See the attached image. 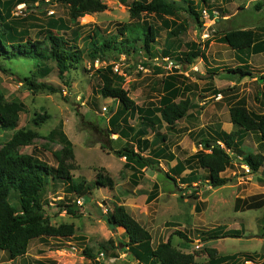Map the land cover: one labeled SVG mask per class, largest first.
Instances as JSON below:
<instances>
[{"label":"rangeland","instance_id":"1","mask_svg":"<svg viewBox=\"0 0 264 264\" xmlns=\"http://www.w3.org/2000/svg\"><path fill=\"white\" fill-rule=\"evenodd\" d=\"M102 1L108 7L107 10L85 15L77 22L71 21L69 7L61 0H46L44 4L33 5L27 2L19 4L16 0L13 7L12 15L16 17V26L24 32L27 31L21 38L22 42L29 40L45 43L46 32L51 23L54 24V33L65 35L71 45L76 39L75 45L84 51L81 62L71 66L65 81L59 79L57 67L52 62H43L37 66L28 60H8L0 57V90L4 93L6 101L22 102L26 107V112L20 114V125L17 130H32L38 134L34 143L22 148L21 152L33 154L43 163L56 168L58 162L53 154L60 151L64 145L59 139L53 140L48 136L62 123L63 132L73 144L75 160L70 162L75 165L72 171L75 179L80 181L86 179L88 185L94 184L97 171L103 168L114 179L115 187L95 188L85 196H78L83 201L80 207L76 202L79 198L68 190L69 182L65 185L48 186L45 199L50 202V206L46 207L47 215L53 225L59 226L63 223L74 225V235L36 239L30 244L26 256L15 261H7L6 255L0 251V264H143L131 256L130 251L112 247L109 243L113 240L118 245L120 240L128 241L125 234H118L112 230L101 216V212L106 214L114 205L125 206L127 211L151 233L153 247L171 240L179 251L186 254L197 253L195 261L198 264H209V257L204 252L207 247L216 249L219 256H236L235 261L229 260L223 264L260 263L264 260V206L258 210L249 206L253 203H264V167L258 174L247 173L242 168V156L218 142L234 157L232 165L221 174L223 177L231 178L232 182L218 188L209 186L208 181L188 180V183L181 180L187 179L184 177L186 174L195 171L198 177H205L206 172L196 165H191L187 168L190 170L177 177L172 174V169L191 155L204 150L202 139L211 138L221 130L224 131L222 125L228 118L230 119V108L238 104L233 105L235 100L231 102L230 107L219 110L215 103L216 98L221 96L216 95V98H213L211 92L223 91L224 94H232L235 87H231L230 83L215 80L214 70L210 71L208 67L209 62L205 66V61L198 59L196 66L190 67L177 63L175 55L189 50L187 44L196 43L206 56L210 50V42L221 43L219 38L225 32L246 26L250 28L264 26V8L257 11L252 6L256 2L264 3V0H257L248 7L246 3L241 5L240 13L243 15L237 13V5L230 6L232 10L228 9V13L231 15H228L219 9L226 8L222 0H208V5H211L212 9H207L208 17L206 15L203 18L202 15V26H199L187 12H180L175 21L184 25L186 32L176 39L178 40L176 46L179 49L176 54L171 55L167 54L170 44L167 40V31L162 28L163 19L154 15L147 17L144 15L142 22L154 24L158 29L157 41L152 46L154 50L152 56L139 49L138 54L120 55L118 60L107 57L93 61L88 57L93 49L90 37L100 41L118 36L119 27L131 23L129 10L135 0ZM197 1L200 2L195 0ZM203 7L205 5L201 1L200 8ZM232 15L233 20H225ZM242 19L245 21L238 22ZM122 38H125V35H122ZM141 45L142 43L138 44L140 48ZM217 45L214 43L213 47L217 49ZM205 59L209 60L207 57ZM226 63L235 67L231 61ZM46 66L51 68L52 72L47 76L41 75L38 82L52 84L60 88V91L55 94L50 92L34 94L21 83L20 78L32 74L39 76V71ZM106 68L112 69L123 79L122 88L129 91V96L139 107L149 106L151 103L158 107L163 95V81L173 74L180 75L178 82L182 88L187 89L178 101L189 98L193 104L188 114L175 128L169 129L164 123L161 125L159 135L165 136L166 141L153 145L154 148L148 149L144 156L152 157L154 150L160 148L165 153L160 157L156 169L140 170L138 185L133 183V169L126 165V159L116 157L112 151L133 142V134L129 132L132 137L128 140L119 138L116 134L106 136L108 121L120 106L117 100L106 99L101 94L102 83L98 71ZM242 87L244 88L242 93L248 94L246 90L248 84ZM142 91L146 92L148 97ZM238 91L240 93L239 89ZM249 93H252L251 90ZM249 105L251 111H258L253 97ZM43 115H48L49 119L37 124L35 119ZM139 121L138 116L133 117L129 120V125L138 128ZM226 130L228 133L234 132L227 128ZM14 132L0 129V147L11 139ZM154 134L155 131L150 132L148 136L151 141L155 139ZM100 140L107 147L106 150L101 148ZM250 141L247 146L244 145V139L240 143L239 149L244 151L243 154L258 152L264 154L263 143H254L255 138H250ZM108 142L112 149L107 145ZM256 176L259 178L256 179ZM155 184L159 186L158 197L150 201L148 197ZM64 198V203L69 200L70 204L77 205L76 216L65 211L59 213L56 209ZM13 203H17V199H14ZM220 229L238 231L240 235L203 242L205 237L216 233L217 230L221 231ZM178 231L186 234L188 240L176 236L175 232ZM188 241L191 242V247L182 248V243ZM86 250H90L95 258H88L84 254Z\"/></svg>","mask_w":264,"mask_h":264},{"label":"trees","instance_id":"2","mask_svg":"<svg viewBox=\"0 0 264 264\" xmlns=\"http://www.w3.org/2000/svg\"><path fill=\"white\" fill-rule=\"evenodd\" d=\"M46 0H17L19 4L27 2L29 4H44ZM63 4L69 7V14L72 22H77L80 17L88 14L104 12L107 6L102 0H61ZM205 7L208 6V0H200ZM16 0H0V57L8 60L30 61L39 66L43 62H52L58 70L59 79L65 81L66 74L71 66L79 64L84 55V51L79 49L76 39L74 44H70L65 35L54 33V24H49L46 32V42L40 41H21L25 36L16 26V17L12 15ZM258 5H264L258 2ZM199 2L195 0H135L130 6L131 23L123 24L119 27L118 36L100 41L92 36L91 42L93 49L89 53V58L93 61L97 59H106L107 57L118 60L120 55H136L144 51L146 55H153V45L158 38V29L154 24L142 22L143 16H157L163 19V29L167 31V40L169 42L167 54H176L179 47L176 46L177 38L186 32V28L181 23L175 21L180 12H187L199 26H202V12ZM207 10V9H206ZM174 18V20H172ZM134 22V23H133ZM64 29V26H62ZM21 30V31H19ZM125 35V38H122ZM97 36V35H95ZM120 40V42H119ZM221 43L227 44L231 49L260 51L258 42V33L254 30H230L220 39ZM48 45L46 46V44ZM142 43L141 48L138 46ZM208 43V42H207ZM45 44V45H44ZM261 46V45H260ZM189 50L176 54V62L183 65L192 66L198 59H205L207 56L201 51L196 43L187 44ZM206 60V59H205ZM52 72L49 67H44L39 71V76L32 74L20 78L32 93L40 92L58 93L60 88L47 82H38L42 76H47ZM228 72L237 74L241 78L250 76L254 73L248 69V65L235 69H229ZM99 79L102 83L101 94L104 98H112L120 104L119 109L109 119V127L106 130V136L116 134L119 138H125L131 132L134 134L135 142H131L121 149L114 150L111 144L107 145L112 149L113 154L122 159H126V165L133 169L132 180L134 185L140 181L138 173L144 168L156 169L159 166V159L165 153L162 148L154 150L152 157L143 155L144 151L154 148L160 141L165 142L166 137L159 135V128L166 124L169 129L176 127L192 108L193 104L189 98L182 99V90L176 87L180 75H169L164 81L165 94L159 102V106L151 103L146 108L139 107L129 96V91L122 88V78L106 68L98 71ZM264 81V75L260 76ZM172 88V90L170 89ZM154 106V107H153ZM26 112L24 103L18 101L8 102L4 93L0 90V129L6 131H15L11 139L0 147V251L6 255L7 261H15L23 258L28 253L30 244L36 239L45 237H70L75 233V227L72 224L53 225L51 218L46 213V207L50 202L45 199L47 187L65 185L70 183L68 188L70 193L78 196H85L87 192L95 188L114 189L115 181L105 169H99L96 174L94 184H89L86 179L76 180L72 171L75 165L71 163L75 160L73 144L62 130V123L53 130L49 138L59 139L64 147L53 155L58 162L56 168H52L47 163H43L33 154L22 153V148L30 146L38 138V134L32 130L18 129L20 125V114ZM159 115V116H158ZM138 116L139 127L134 128L129 125V120ZM49 119L48 115L39 116L35 119L37 124L43 123ZM231 122L239 130L228 133L220 131L211 138L201 140L204 150L197 152L182 161L172 169V174L180 177L191 165H196L206 172L205 177L197 176L192 171L187 179L183 181L197 182L199 180L208 181L209 186L213 188L222 187L230 182L231 178L223 177L231 165L234 157L219 144L223 143L226 148L242 156L241 163L250 168L251 174H258L264 167V155L262 153H246L239 149L243 142L244 134L256 132L260 136V142L264 144V112L257 114L247 108L244 102H239L230 108ZM154 138L149 140L150 132H154ZM101 148L107 147L100 140ZM158 148V147H157ZM211 151V152H208ZM239 150L240 152H238ZM207 151V152H206ZM71 161V162H70ZM191 175V176H190ZM53 182L51 185L50 183ZM189 183V182H188ZM159 186L154 185L148 200L152 201L158 197ZM195 196V195H193ZM79 198V197H78ZM197 198V197H196ZM17 199V203H13ZM65 198L58 203L59 213L66 212L69 215L78 214L77 205L67 203ZM264 203H253L251 209H261ZM103 220L108 226L118 234H125L127 242L120 240L116 245L113 240L109 243L112 247L120 250L130 251V255L143 264H198L195 258L197 253L186 254L179 251L171 240L159 243L153 247V238L151 233L143 227L123 205H114L112 209L103 214ZM217 230L216 233L205 237L203 242L221 239L223 237H239L238 231ZM176 236L187 241L188 237L182 231L175 232ZM191 242L182 243V248H189ZM204 252L209 257V264H223L226 261H235L236 256H219L214 248H205ZM84 254L94 259L90 250L84 251ZM236 264V262H235ZM258 264H264V260Z\"/></svg>","mask_w":264,"mask_h":264},{"label":"crops","instance_id":"3","mask_svg":"<svg viewBox=\"0 0 264 264\" xmlns=\"http://www.w3.org/2000/svg\"><path fill=\"white\" fill-rule=\"evenodd\" d=\"M255 1H257V0H222V3L225 4L226 8L219 7V9H222V11H224V13L231 15L230 13H228V9H231L230 6L237 5V9H238L237 13H240L242 11L241 5L246 3L247 7H248V6L252 5V3H254ZM257 4H258V2H256L252 6L254 8H256ZM199 5H200V2H199ZM258 8L259 9L256 8V10L260 11L264 8V5H258ZM201 9H205V10L206 9H212V6L208 5L207 8L203 7ZM213 12H212V14H213ZM240 15H243V13H240ZM225 20H233V15L231 16V18L225 19ZM244 21L245 20L242 19L238 22H244ZM237 27H239V26L237 25ZM236 30H254L255 32H257L259 35L258 42H259L260 51L259 52H256L254 50L237 51V50L231 49L225 43H219L218 41L217 42L211 41L209 44L210 50H208V53H206L207 54L206 56L209 60L206 61L205 59H201V61H205L204 62V64H206L205 66H207V62L210 63V65L208 67L210 68V71L214 70L213 74L216 76L215 80H221L223 83H230L231 87H235L234 88L235 92L232 94H227V93L224 94L223 91H216V92L212 91L211 92L213 98H216V95H218L219 97L221 96L220 98H222V99L216 98L217 103H215V106H217V108L219 110L223 109L224 107H228L231 104V102H233L235 100L236 101L233 102V105L236 103H239V102H244L246 104L247 108L250 109L249 103H250V99H252V97H253L255 105L257 106V109H258L257 112L255 111V113L262 114L264 112V81L260 80V76L264 75V26H262L260 28H256V27L250 28L249 26H246L245 28L241 27V28H237ZM224 34L219 38V40L224 36ZM214 43L218 44L217 49H215L213 47ZM212 48H214V49H212ZM229 61H231L235 67L227 65L226 62H229ZM245 65H248V69H250V71L252 73H254L253 77L247 76V77L241 78L237 74L228 72L229 69H235V68L245 66ZM194 66H196V64H194L190 67H194ZM225 67H228V68L226 69ZM205 72H206V70H205ZM226 72H228V73H226ZM246 84H248V88L246 89L248 94L242 93L244 91V88L242 86H245ZM175 86L179 87L182 90V93H181V97H182L185 94L187 89L182 88L180 83L178 82V80H177V84H175ZM217 88H219L218 85H217ZM170 89L172 90L171 87H170ZM238 89L240 90V93H239ZM250 90L252 92L251 94L249 93ZM143 93H145L146 97H148V94L146 92H143ZM164 94H165V87L163 85V95ZM234 94L236 97L233 96ZM180 98H178V99H180ZM178 99H177V101H178ZM206 103L207 102H205V104ZM141 107L146 108L147 106H141ZM222 128H224L223 129L224 131H227L226 128L229 129L230 131L231 130L232 131L239 130L231 122V119H229V118H228L227 122L222 125ZM133 136H134V134H133ZM131 137L132 136H130L128 134V136L125 135V138H123V137L122 138L124 140H128ZM250 138H255L254 143L260 144L259 134L256 132H252V133L244 134V145L245 146H247V144H249L251 142ZM149 140H151V139L149 138ZM132 141L135 142L134 138L132 139ZM148 149L149 148H147L144 151L143 155H145V153H147ZM263 152H264V149H263ZM258 153H260V152H258ZM255 154H257V153H255ZM236 162L240 163L239 161H236ZM188 170H190V169H187V171ZM241 171L244 172L242 168H241ZM189 174H186L184 177H188ZM246 176H248V175L246 174ZM249 177L253 178L252 176H249ZM258 178H259V176H256V179H258Z\"/></svg>","mask_w":264,"mask_h":264},{"label":"built area","instance_id":"4","mask_svg":"<svg viewBox=\"0 0 264 264\" xmlns=\"http://www.w3.org/2000/svg\"><path fill=\"white\" fill-rule=\"evenodd\" d=\"M202 15H203V18L206 17V15H207V11L204 10V11L202 12ZM207 17H208V15H207ZM104 111H106V108H104ZM76 202H77L78 206L82 207V205H83V201H82L81 198H79ZM101 255H103V254H101Z\"/></svg>","mask_w":264,"mask_h":264},{"label":"clouds","instance_id":"5","mask_svg":"<svg viewBox=\"0 0 264 264\" xmlns=\"http://www.w3.org/2000/svg\"><path fill=\"white\" fill-rule=\"evenodd\" d=\"M22 4H23V3H22ZM206 11H207V10H206ZM242 168L245 169V171H246L247 173L251 174V172H250V168H249L247 165H244V164H243V165H242ZM246 172H245V173H246ZM247 173H246V174H247Z\"/></svg>","mask_w":264,"mask_h":264}]
</instances>
